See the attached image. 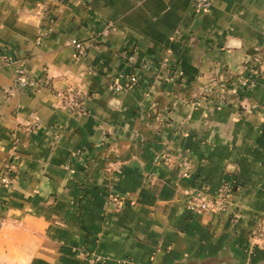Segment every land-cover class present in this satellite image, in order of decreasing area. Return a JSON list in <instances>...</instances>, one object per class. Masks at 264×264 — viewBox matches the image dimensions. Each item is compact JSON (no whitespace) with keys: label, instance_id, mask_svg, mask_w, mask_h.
<instances>
[{"label":"crops","instance_id":"1","mask_svg":"<svg viewBox=\"0 0 264 264\" xmlns=\"http://www.w3.org/2000/svg\"><path fill=\"white\" fill-rule=\"evenodd\" d=\"M17 67L41 87L13 86ZM223 82L231 103L205 92ZM69 87L80 113L60 104ZM7 163L0 264H264L248 234L264 218V0H0ZM221 186L238 222L188 211L185 192Z\"/></svg>","mask_w":264,"mask_h":264},{"label":"built area","instance_id":"2","mask_svg":"<svg viewBox=\"0 0 264 264\" xmlns=\"http://www.w3.org/2000/svg\"><path fill=\"white\" fill-rule=\"evenodd\" d=\"M214 0H193V11L195 14H201L207 12ZM75 50L76 56H83L85 52V43L77 40H71L67 42ZM123 79L124 86L120 80H116L112 83V88L115 91L122 90L123 88H130L137 84V78L135 76L121 77ZM245 84V81L241 83V86ZM42 83L29 79L25 76L21 67H17L14 71L13 86L19 89L40 88ZM60 100V104L63 108L80 113L82 111V99L83 93L79 90L69 87L65 91L57 94ZM156 157L164 161L170 159L169 155L164 151L157 153ZM178 165L181 167L183 176H188L192 169V163L189 156L186 153L178 154ZM12 167L10 164H6L0 172V187L8 186L12 179ZM186 193L187 209L191 214L197 213H228L232 216V220L235 221L238 217L236 213L232 211L228 205L230 188L229 186H221L213 192L198 191L195 193ZM107 204L114 210L121 208L122 199L115 196H109L106 198ZM236 218V219H235ZM249 236L254 240L264 241V219L257 220L253 226L249 229ZM91 263V261H90ZM91 264H96L92 262Z\"/></svg>","mask_w":264,"mask_h":264},{"label":"rangeland","instance_id":"3","mask_svg":"<svg viewBox=\"0 0 264 264\" xmlns=\"http://www.w3.org/2000/svg\"><path fill=\"white\" fill-rule=\"evenodd\" d=\"M225 82V81H224ZM223 82V83H224ZM225 84V83H224ZM213 85V87L214 88H211V87H209V88H207L206 90H205V92L207 91V93H209L211 96H213V95H216L217 93H220L221 95H222V100H225L224 102H226V103H231V102H233L232 101V96H236L237 95V91L236 90H231L232 88H230V87H226V84L225 85ZM243 89H248L249 87H250V84H248V83H245L243 86H241ZM234 89H237V88H234ZM232 91H234V92H232ZM228 95H230V96H228ZM234 99H235V97H233ZM236 215H237V219L234 221V223H236V222H238V220L240 219V215L238 214V213H236ZM261 219H264V218H259V219H256L255 221H253V223L251 224V227L253 226V224L257 221V220H261ZM250 227V228H251ZM249 228V229H250ZM248 234H250L249 232H248ZM250 237V236H249ZM251 240H253V241H261V242H263L264 243V241H262V240H254V239H252V238H250Z\"/></svg>","mask_w":264,"mask_h":264}]
</instances>
